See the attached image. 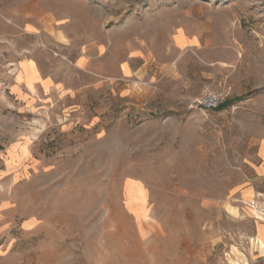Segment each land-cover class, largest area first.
<instances>
[{
    "label": "rangeland",
    "instance_id": "1",
    "mask_svg": "<svg viewBox=\"0 0 264 264\" xmlns=\"http://www.w3.org/2000/svg\"><path fill=\"white\" fill-rule=\"evenodd\" d=\"M0 264H264V0H0Z\"/></svg>",
    "mask_w": 264,
    "mask_h": 264
},
{
    "label": "crops",
    "instance_id": "2",
    "mask_svg": "<svg viewBox=\"0 0 264 264\" xmlns=\"http://www.w3.org/2000/svg\"><path fill=\"white\" fill-rule=\"evenodd\" d=\"M176 34H177V32H176ZM189 40V39H188ZM190 42H188L187 40L185 41H183V40H180V41H178V43L176 42V45L178 46V47H184V46H186V45H188ZM132 58V57H131ZM131 60V59H130ZM83 64V63H82ZM81 64V65H82ZM131 64L129 63V61L127 60L126 62H125V66H126V68L127 69H129L130 70V72L131 73H133L134 72V70H133V68H132V66H130ZM77 66V68H79V69H81V70H83L82 69V67L80 66V65H76ZM143 66H144V64L143 65H141V67L140 68H138V69H142L143 68ZM125 68V69H126ZM137 69V70H138ZM36 71L37 70H35V72H34V74L36 73ZM139 71V70H138ZM88 73H91V72H89V71H87ZM30 73H32L33 74V71H32V69H30ZM94 77H97V78H99L98 77V75H96L95 73H91ZM35 78V77H34ZM33 77H30V79H29V81L27 80V79H24V80H21L20 82H17V84H14L13 85V90H14V92L15 93H20L21 95H24V96H26V100H23L22 102L24 103V102H27L29 99H31L30 97H32V96H35L32 92H31V88H34V87H38L39 86V88L42 90V94H43V99H44V97H45V92H46V89L47 90H50L51 88H54L55 86H56V84H57V82H54V81H51V80H49L48 78H35L34 79ZM100 82H99V79L97 80V81H94L93 82V85L94 84H99ZM28 95V96H27ZM42 98V97H41ZM18 99L20 100V97H18ZM38 100H39V98L37 97L36 98V103H38ZM40 101V100H39ZM19 102H21V100L19 101Z\"/></svg>",
    "mask_w": 264,
    "mask_h": 264
},
{
    "label": "built area",
    "instance_id": "3",
    "mask_svg": "<svg viewBox=\"0 0 264 264\" xmlns=\"http://www.w3.org/2000/svg\"><path fill=\"white\" fill-rule=\"evenodd\" d=\"M224 100V96L221 93H204L195 101V105L202 109H214L217 108Z\"/></svg>",
    "mask_w": 264,
    "mask_h": 264
}]
</instances>
